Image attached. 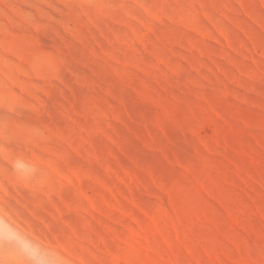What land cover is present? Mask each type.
Returning a JSON list of instances; mask_svg holds the SVG:
<instances>
[{
    "label": "rangeland",
    "instance_id": "374dc122",
    "mask_svg": "<svg viewBox=\"0 0 264 264\" xmlns=\"http://www.w3.org/2000/svg\"><path fill=\"white\" fill-rule=\"evenodd\" d=\"M0 264H264V0H0Z\"/></svg>",
    "mask_w": 264,
    "mask_h": 264
}]
</instances>
